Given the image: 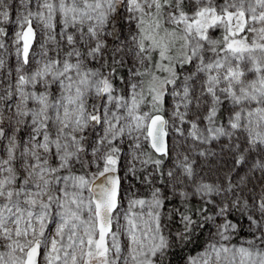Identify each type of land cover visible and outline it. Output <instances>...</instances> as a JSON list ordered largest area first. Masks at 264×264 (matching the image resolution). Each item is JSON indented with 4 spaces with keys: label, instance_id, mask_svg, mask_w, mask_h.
Here are the masks:
<instances>
[{
    "label": "snow or ice",
    "instance_id": "1",
    "mask_svg": "<svg viewBox=\"0 0 264 264\" xmlns=\"http://www.w3.org/2000/svg\"><path fill=\"white\" fill-rule=\"evenodd\" d=\"M202 238L264 264V0H0V264Z\"/></svg>",
    "mask_w": 264,
    "mask_h": 264
},
{
    "label": "trees",
    "instance_id": "2",
    "mask_svg": "<svg viewBox=\"0 0 264 264\" xmlns=\"http://www.w3.org/2000/svg\"><path fill=\"white\" fill-rule=\"evenodd\" d=\"M169 207H171V205H169ZM176 226L177 225H174V227ZM202 248H203V238L197 244L192 245L189 248H185L183 252L177 250V254L170 258L172 260V264H182L186 260L188 255L195 256L197 252L200 251Z\"/></svg>",
    "mask_w": 264,
    "mask_h": 264
},
{
    "label": "rangeland",
    "instance_id": "3",
    "mask_svg": "<svg viewBox=\"0 0 264 264\" xmlns=\"http://www.w3.org/2000/svg\"><path fill=\"white\" fill-rule=\"evenodd\" d=\"M13 18H14V14H13ZM6 27L8 28L9 35H11V32L14 30V27H13L12 25H8V26H6ZM193 202H195V201H193ZM198 252H199V251H198ZM182 264H184V262H183Z\"/></svg>",
    "mask_w": 264,
    "mask_h": 264
}]
</instances>
